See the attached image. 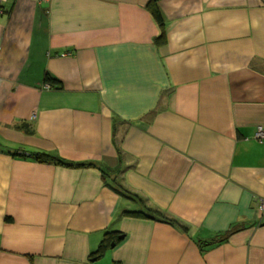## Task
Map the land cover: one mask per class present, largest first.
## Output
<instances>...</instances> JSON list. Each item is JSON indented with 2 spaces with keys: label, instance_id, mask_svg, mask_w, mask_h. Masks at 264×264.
<instances>
[{
  "label": "crops",
  "instance_id": "0c3cea01",
  "mask_svg": "<svg viewBox=\"0 0 264 264\" xmlns=\"http://www.w3.org/2000/svg\"><path fill=\"white\" fill-rule=\"evenodd\" d=\"M148 2L0 1V264H264V0Z\"/></svg>",
  "mask_w": 264,
  "mask_h": 264
},
{
  "label": "trees",
  "instance_id": "16d2710c",
  "mask_svg": "<svg viewBox=\"0 0 264 264\" xmlns=\"http://www.w3.org/2000/svg\"><path fill=\"white\" fill-rule=\"evenodd\" d=\"M157 1L158 0H149L148 8L150 9L155 22L157 23V25L160 27V30H161V28L163 27V24H164V19H163L162 13L158 7ZM162 36L163 35L160 32V35L157 37L158 40H160L162 38ZM45 80L49 81L50 83H54V81H55L49 75H46ZM30 155L33 159H35L39 162L56 163V164H62V165H66V166L90 165V164H85V163L73 164V163H70L67 160H65L59 156H56V155H53V154H50L47 152H43V151H35V152H32ZM107 183L109 186H111L114 190H116L120 194L129 196L131 198H135L138 200L140 199L137 194H132V193L127 192L124 188H122V186L115 179H112L110 182H107ZM126 214L134 215V216L144 215V216H148V217H152V216L155 217L156 216V217L165 219L166 221H169L171 223L175 222L173 219H170L166 216L161 215L160 213L152 211V209H149L146 206L142 210H134V211L128 210V211H126ZM233 231H235V229H231L228 233H225L226 237L217 240V242L226 239L227 236ZM117 238H118L117 232H114V231L113 232H105L103 238L101 239V241L97 247V249L93 252V256L96 258L100 257L103 254V252L108 248L109 245H111L112 243H115ZM213 241H215V239ZM211 243H213V242H211Z\"/></svg>",
  "mask_w": 264,
  "mask_h": 264
},
{
  "label": "built area",
  "instance_id": "2783aa9c",
  "mask_svg": "<svg viewBox=\"0 0 264 264\" xmlns=\"http://www.w3.org/2000/svg\"><path fill=\"white\" fill-rule=\"evenodd\" d=\"M0 1H4V0H0ZM255 138L259 140L260 142L264 140V126L263 125H259L257 127L256 132H255ZM260 209L264 211V201L261 202Z\"/></svg>",
  "mask_w": 264,
  "mask_h": 264
},
{
  "label": "water",
  "instance_id": "95a60500",
  "mask_svg": "<svg viewBox=\"0 0 264 264\" xmlns=\"http://www.w3.org/2000/svg\"><path fill=\"white\" fill-rule=\"evenodd\" d=\"M123 235L118 236V238H122ZM115 243H112L111 246H114Z\"/></svg>",
  "mask_w": 264,
  "mask_h": 264
}]
</instances>
